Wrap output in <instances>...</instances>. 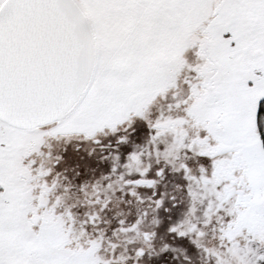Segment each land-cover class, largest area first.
<instances>
[{"label": "snow or ice", "instance_id": "snow-or-ice-1", "mask_svg": "<svg viewBox=\"0 0 264 264\" xmlns=\"http://www.w3.org/2000/svg\"><path fill=\"white\" fill-rule=\"evenodd\" d=\"M0 264H264V0H0Z\"/></svg>", "mask_w": 264, "mask_h": 264}]
</instances>
